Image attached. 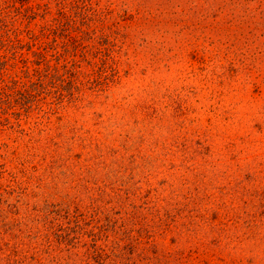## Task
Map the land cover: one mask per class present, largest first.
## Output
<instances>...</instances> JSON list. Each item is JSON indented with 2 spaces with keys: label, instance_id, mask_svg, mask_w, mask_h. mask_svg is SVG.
Returning a JSON list of instances; mask_svg holds the SVG:
<instances>
[{
  "label": "rangeland",
  "instance_id": "1",
  "mask_svg": "<svg viewBox=\"0 0 264 264\" xmlns=\"http://www.w3.org/2000/svg\"><path fill=\"white\" fill-rule=\"evenodd\" d=\"M0 264H264V0H0Z\"/></svg>",
  "mask_w": 264,
  "mask_h": 264
},
{
  "label": "trees",
  "instance_id": "2",
  "mask_svg": "<svg viewBox=\"0 0 264 264\" xmlns=\"http://www.w3.org/2000/svg\"><path fill=\"white\" fill-rule=\"evenodd\" d=\"M7 88V86H3V87H1L0 88V99H1V97L3 96V94H4V90Z\"/></svg>",
  "mask_w": 264,
  "mask_h": 264
}]
</instances>
